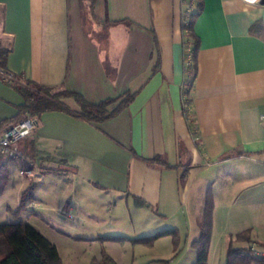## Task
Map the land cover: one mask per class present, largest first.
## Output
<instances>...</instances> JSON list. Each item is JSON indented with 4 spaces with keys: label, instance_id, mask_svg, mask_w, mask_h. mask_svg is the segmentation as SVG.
Wrapping results in <instances>:
<instances>
[{
    "label": "crops",
    "instance_id": "0c3cea01",
    "mask_svg": "<svg viewBox=\"0 0 264 264\" xmlns=\"http://www.w3.org/2000/svg\"><path fill=\"white\" fill-rule=\"evenodd\" d=\"M85 1L0 0V65L20 84L79 93L94 105L136 94L104 122L59 111L38 118L10 164L11 173L17 166L31 178L25 211L36 201L34 179L72 178L61 211L80 232L94 235L84 224L104 196L102 227L129 229L136 239L177 230V250L171 237L155 243L170 240L172 264H195L209 190L213 225L223 201L253 189L261 191L246 196L250 215L264 218L263 0ZM64 103L81 110L74 99ZM24 104L0 71V135L23 117ZM81 237L114 242L113 234ZM231 238L229 247L263 264L249 248H264V233L251 228Z\"/></svg>",
    "mask_w": 264,
    "mask_h": 264
},
{
    "label": "rangeland",
    "instance_id": "374dc122",
    "mask_svg": "<svg viewBox=\"0 0 264 264\" xmlns=\"http://www.w3.org/2000/svg\"><path fill=\"white\" fill-rule=\"evenodd\" d=\"M81 1L82 5L86 3L85 0ZM91 23L94 25L95 21L91 20ZM12 168V184L9 185L5 195L0 199V225L19 222L28 223L57 247L62 257V264H92L94 259L100 260L102 258L104 251L116 262L118 260L120 264H172L175 262V257H169L170 240H166L167 244L162 242L160 245L156 244L155 241L153 245L145 246L134 243V240H136L135 235L129 229L121 228L120 231H116L109 227H102L101 220L106 215L102 206L104 196L97 197L98 202L102 201V203L96 202V205L92 208L93 214L97 217L92 218V221L86 223V225L84 224L88 228H95L94 235L80 232L82 226L79 227L76 220L67 219L61 211L65 204L64 200H68L66 196L69 195L67 192L71 190L72 178H58L54 175L41 182L34 179L33 187L35 191L33 195L36 201L21 215L17 214L20 194L30 187L31 178L20 176V167ZM63 169L66 172L65 168ZM13 186L15 187L13 188ZM65 190L67 191L65 192ZM260 191L261 189L249 190V192L241 195L238 200L236 196L231 197L223 201L222 205L218 207L207 264H228L227 251L232 235L251 228L256 233H264V218L256 219V217L251 216L246 200L248 195H257L260 194ZM118 208L120 209L119 212L124 215V207L120 206ZM127 217L129 218V215ZM128 221L130 222V220ZM247 226L252 227L247 229ZM83 234L93 238L99 235L113 234V237H117L118 240L111 243L105 242L104 244L100 241L96 243L78 242L77 236L82 235L81 238H85ZM117 234L126 237L115 236ZM167 261L168 263H166Z\"/></svg>",
    "mask_w": 264,
    "mask_h": 264
},
{
    "label": "trees",
    "instance_id": "16d2710c",
    "mask_svg": "<svg viewBox=\"0 0 264 264\" xmlns=\"http://www.w3.org/2000/svg\"><path fill=\"white\" fill-rule=\"evenodd\" d=\"M194 17L189 20L184 29L192 31ZM3 53L1 57L3 58ZM3 62V61H2ZM0 65V70L6 71L4 66ZM194 65V64H193ZM194 68V67H193ZM24 98L25 104L22 109L23 117L26 115L36 117L37 119L46 112H65L84 119L88 122H104L117 116L124 110L135 98V93H126L117 98L104 101L94 105L88 103L82 95L69 91H53L36 84L32 87L23 86L19 82L11 84ZM66 99H74L80 106V112L70 110L64 103ZM19 155L13 158L0 156V199L9 186L12 173L10 164L17 159ZM33 189L30 188L22 195L21 205L16 212L23 213L31 201ZM140 207H147L145 203L137 201ZM214 200L212 191L209 190L206 195L205 208L203 216L199 221L200 236L193 242L192 247L196 251L197 261L195 264H207L209 257V248L213 232ZM171 237L174 241L175 249L178 248V231L164 230L156 234L134 240L136 244L151 246L155 241L161 238ZM112 241L118 240L117 237L108 238ZM254 259L247 250L233 249L230 245L228 249V264H252ZM168 263V261L166 262ZM0 264H62L57 247L47 240L38 230L25 222L16 224L0 225ZM92 264H117L114 259L105 251L100 260L94 259Z\"/></svg>",
    "mask_w": 264,
    "mask_h": 264
},
{
    "label": "built area",
    "instance_id": "2783aa9c",
    "mask_svg": "<svg viewBox=\"0 0 264 264\" xmlns=\"http://www.w3.org/2000/svg\"><path fill=\"white\" fill-rule=\"evenodd\" d=\"M250 3H259L261 0H247ZM190 49H188L187 54L189 55ZM187 61L190 63V58L187 56ZM1 71L2 78L9 84H14L19 82V78L11 72ZM260 121L264 129V113L260 116ZM38 119L26 115L19 122L8 127L0 135V156L13 158L19 155V144L30 137L33 132L38 127ZM21 175H25V172H21ZM69 216L72 217V214L69 213ZM250 253L252 256L257 257L263 261L264 264V248H262L258 243H253L250 248Z\"/></svg>",
    "mask_w": 264,
    "mask_h": 264
},
{
    "label": "water",
    "instance_id": "95a60500",
    "mask_svg": "<svg viewBox=\"0 0 264 264\" xmlns=\"http://www.w3.org/2000/svg\"><path fill=\"white\" fill-rule=\"evenodd\" d=\"M262 3H264V0L262 1Z\"/></svg>",
    "mask_w": 264,
    "mask_h": 264
}]
</instances>
